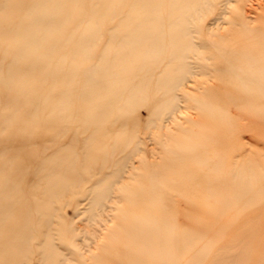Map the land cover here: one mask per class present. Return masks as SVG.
Instances as JSON below:
<instances>
[{"label": "bare ground", "instance_id": "obj_1", "mask_svg": "<svg viewBox=\"0 0 264 264\" xmlns=\"http://www.w3.org/2000/svg\"><path fill=\"white\" fill-rule=\"evenodd\" d=\"M198 69L218 74L198 106L212 131L199 143L166 135L168 157L149 175L189 220L237 210L226 222H240L264 207V162L237 138L259 121L227 107L247 104L264 121V0H0V264H31L36 250L42 264H64L60 203L92 181L91 212L104 207L140 150V111L151 131L171 118ZM154 198L157 209L129 207L116 264H175L192 246L193 234L160 222L167 199Z\"/></svg>", "mask_w": 264, "mask_h": 264}, {"label": "rangeland", "instance_id": "obj_2", "mask_svg": "<svg viewBox=\"0 0 264 264\" xmlns=\"http://www.w3.org/2000/svg\"><path fill=\"white\" fill-rule=\"evenodd\" d=\"M212 53L213 51H208L207 54ZM197 72L189 81L191 84L185 83L184 89L180 91L182 96L180 109L171 118L165 117L157 127L152 128V131L151 128L146 129L147 111L145 109L140 111L142 115V128L138 132L140 150L132 156L124 178L116 184V192L111 199H108L109 202L106 201L104 207H97L94 212H91L90 187L92 181L86 185V191L80 194L70 193L60 203L55 219L57 229L55 242L65 257L64 264H116L114 258L118 255V251L123 253V246L126 244V236L123 232L126 227L125 221L128 225L134 223V218L130 217L129 207L132 205L134 214L142 213V209H146L147 204L150 208L157 209L151 206V201L155 199L154 196L158 201L167 199L163 203L165 213L160 212V222H171L175 226L172 228L174 236L184 238V236L193 234L192 246L185 247L186 249L179 254L180 259L175 264H191V262L215 264L223 258V255L227 256L226 263L228 264L240 261H244V264L261 263L264 256V207L256 205L240 212V222H226V216L236 214L237 210L225 212L221 221H211L207 216H204V219L200 217L189 220L187 217L189 210L186 204L182 202V206L181 204L179 206L174 200L179 199V196L175 195L177 193H172L174 198L170 196L171 193L165 194L164 186H160V181L153 180L149 175L151 163H160L162 158L168 157L164 150L166 135L172 132L188 133L194 138L193 141L199 143L203 141V134L207 135L212 131L209 121H204L209 116L206 112L202 116L198 106L200 103L203 105L200 96L208 93V89L213 84L219 85L216 79L218 74L208 69H198ZM227 108L232 109L231 113L233 111L243 112L246 116L245 123L250 124L252 120L259 121L258 126L253 125L252 128H246L247 131L241 132L242 137L237 132V138L246 143V146L250 147L249 150L259 153L261 155L259 160L264 162V121L261 117L263 115L252 112L253 109L247 104L240 107L231 104ZM257 128L261 135L257 134ZM219 131L223 140L228 143L225 131L222 129ZM210 156L214 155L210 153ZM153 183H157L155 190ZM123 187H129V190L124 191ZM158 204L162 206V203ZM253 223H258V225L252 226ZM162 234L170 239L172 237L166 229H163ZM141 243L142 241L139 242ZM116 245L119 249L111 255L109 249ZM36 251L31 264H42L39 261L40 252ZM172 251L175 253L177 247L174 246Z\"/></svg>", "mask_w": 264, "mask_h": 264}]
</instances>
